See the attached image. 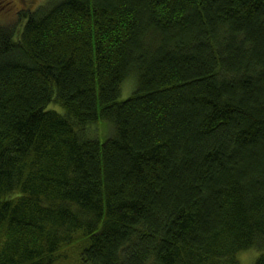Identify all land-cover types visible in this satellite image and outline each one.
<instances>
[{
	"label": "trees",
	"instance_id": "1",
	"mask_svg": "<svg viewBox=\"0 0 264 264\" xmlns=\"http://www.w3.org/2000/svg\"><path fill=\"white\" fill-rule=\"evenodd\" d=\"M249 250L264 264V0H50L0 21V264Z\"/></svg>",
	"mask_w": 264,
	"mask_h": 264
},
{
	"label": "rangeland",
	"instance_id": "2",
	"mask_svg": "<svg viewBox=\"0 0 264 264\" xmlns=\"http://www.w3.org/2000/svg\"><path fill=\"white\" fill-rule=\"evenodd\" d=\"M7 1L8 2L2 3L4 4L3 7L6 8L3 7L0 8V21H8V22L13 21L16 19L18 15V11L28 9V7L31 9H36L38 6L40 7L41 5H44L50 0H32L29 3V6H26V4L22 0H7ZM7 6H11V7H7ZM135 83L136 80L134 79V77H130L125 81L123 85V89L125 91L121 93L120 95L121 99L128 97L132 93V89L135 87ZM95 129H96L95 131L99 132L98 128ZM105 131H110V127L107 124L102 127L101 134ZM100 138L104 139L105 138L104 134H102ZM256 254H257V250H249L242 253L241 258L244 264H251Z\"/></svg>",
	"mask_w": 264,
	"mask_h": 264
}]
</instances>
